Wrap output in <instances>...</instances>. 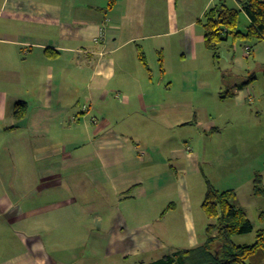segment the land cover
Wrapping results in <instances>:
<instances>
[{"label":"crops","instance_id":"1","mask_svg":"<svg viewBox=\"0 0 264 264\" xmlns=\"http://www.w3.org/2000/svg\"><path fill=\"white\" fill-rule=\"evenodd\" d=\"M216 3L0 0V264L148 263L204 243L191 177L201 209L207 183L233 191L222 182L244 168L255 195L260 116L207 107V95L245 107L251 81L186 64L204 60Z\"/></svg>","mask_w":264,"mask_h":264},{"label":"trees","instance_id":"2","mask_svg":"<svg viewBox=\"0 0 264 264\" xmlns=\"http://www.w3.org/2000/svg\"><path fill=\"white\" fill-rule=\"evenodd\" d=\"M241 11L249 19L244 30L238 29ZM203 28L204 45L214 57L219 56L220 45L225 41L235 42L239 39L246 43L264 40V0H240V8L229 7L219 0L204 14ZM24 114L25 103L17 102L14 116L20 119ZM254 193L264 196V185L259 176L254 180ZM234 195L232 190L220 191L207 183L202 201V209L209 219L206 241L193 248L176 250L139 264H264V212L259 214L263 226L255 229L254 242L236 244L232 236L252 232L254 224L242 208L233 204ZM213 229L216 230L215 235L211 234Z\"/></svg>","mask_w":264,"mask_h":264},{"label":"rangeland","instance_id":"3","mask_svg":"<svg viewBox=\"0 0 264 264\" xmlns=\"http://www.w3.org/2000/svg\"><path fill=\"white\" fill-rule=\"evenodd\" d=\"M219 0H217L218 2ZM246 15L243 12L239 13L238 17V29L242 30L245 29L247 26V18ZM231 44L234 45V50L230 49L228 47L222 48L221 51H219V57L216 59H213L211 57V54L208 50H205V57L204 60L201 59V56L199 57V60L196 62H188L186 64L189 65H196L197 67H200V73L201 78H204L206 80H213L215 81V76L219 74V71L221 69H224L225 67H229L230 71L237 72L238 74H241V79L250 80L251 81V88H252V95H251V101L247 102L245 107L242 108H236L233 106L232 102H229V100L220 102L218 99H216L215 96L207 95V107L211 109H220L221 112L228 111L232 114L230 116H252L251 119L254 118V116H260V121L262 123V130L261 134L259 135L261 137V141L264 143V41H261L255 46V50H257V55L251 54L248 57H242L244 61L247 59V64L241 65L240 67L233 66L232 63L228 64L229 61H232V55H243V51L245 49L244 43L242 40H236L235 42L229 41ZM253 43V42H252ZM246 45V44H245ZM228 51V54L226 52ZM235 51V52H234ZM250 69L249 71L247 69ZM237 70V71H235ZM217 84V83H216ZM207 90V89H206ZM199 90L196 91V93ZM205 91V90H200ZM209 91V90H208ZM207 91V93H208ZM195 93V94H196ZM195 96V95H194ZM198 104L197 102H195ZM226 111L222 113L223 115H227ZM229 116V115H228ZM255 123L260 122L258 120H255ZM238 128L240 127L239 121L235 123ZM256 135L252 138H249L251 140L257 139V131L255 132ZM259 137V138H260ZM259 138L256 141L259 143ZM192 146V145H191ZM196 152H198L197 148L195 149ZM240 161L244 162L245 159L240 157ZM250 171L248 168L241 169L239 173H237V178L229 177L225 182H222L221 187H229L232 188L235 196L233 197V204L242 207L243 210L247 213V216L254 224V230L247 234H236L232 236L233 242L236 244H251L255 240V229H257V224H259L260 220L257 218L259 209L264 211V196L254 195L252 192L253 189V179L246 180V174ZM228 176V175H227ZM261 179H264V171L262 172ZM224 181V179H223ZM190 186L189 191L192 195L193 200V208L195 207L198 214H200V218L198 220L197 216V235L199 236L200 240L204 242L207 238V232H206V225L209 222V219L205 216L204 212L202 211L200 204L198 202V190L199 185L198 182H195V179L193 177L190 178ZM202 188H204L202 186ZM222 189V188H221ZM203 193V190H202ZM197 195V196H196ZM203 195V194H202ZM196 197V198H195ZM203 197V196H201ZM202 199V198H201ZM201 201V200H199ZM212 235L216 234V230L213 229L211 231ZM184 236V234H183ZM214 245L217 246V243ZM49 252L50 256L55 255V250H47ZM132 261V260H129Z\"/></svg>","mask_w":264,"mask_h":264},{"label":"built area","instance_id":"4","mask_svg":"<svg viewBox=\"0 0 264 264\" xmlns=\"http://www.w3.org/2000/svg\"><path fill=\"white\" fill-rule=\"evenodd\" d=\"M250 50H251V48L249 46L245 45L246 54H248Z\"/></svg>","mask_w":264,"mask_h":264}]
</instances>
